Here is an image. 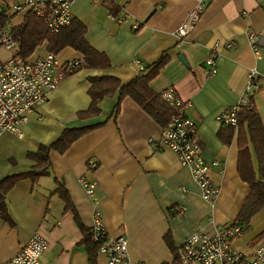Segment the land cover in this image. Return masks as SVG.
I'll return each instance as SVG.
<instances>
[{"label": "crops", "instance_id": "crops-1", "mask_svg": "<svg viewBox=\"0 0 264 264\" xmlns=\"http://www.w3.org/2000/svg\"><path fill=\"white\" fill-rule=\"evenodd\" d=\"M11 3L0 0L2 24L10 27L25 15L14 12ZM192 6L193 0H72L69 10L84 24L85 39L109 64L86 66L80 52L63 47L55 53L58 60H78L80 65L63 74L22 125L21 136L0 134V180L19 175L0 203V260L14 255L37 232L46 240L40 264H90L73 213L53 192L55 178L67 190L83 225L88 227L93 210H99L105 228L126 238L128 255L136 264L167 263L198 224L211 229L212 224L235 221L249 185L238 174L237 126L230 135V129L222 131L227 141L219 138L216 114L239 101L249 71L264 79V0H208L192 30L178 37L175 30ZM249 33L256 35L255 42H250ZM227 40L234 46L226 48ZM46 45L43 41L28 57L44 53ZM162 53L168 59L149 86L158 93L173 87L187 102L185 113L196 124L201 155L209 164L217 161L208 172L218 186L212 201L201 198L189 169L170 149L148 144L147 138L157 136L162 126L131 97L120 100L115 116L118 90L98 100V113L82 114L91 102L89 78L112 76L122 85L139 73L136 61L143 71ZM211 55L216 72L207 75L204 61ZM252 102L264 129V83L252 94ZM82 126L93 127L64 151L49 150L47 174L35 180L20 175L35 164L27 157L29 151L51 143L64 128ZM249 150L253 170L264 181L251 145ZM88 158L96 160V168H86ZM81 175L96 182L92 197L82 189ZM263 229L264 207L250 216L248 228L233 245L249 250ZM95 261L107 264L98 251Z\"/></svg>", "mask_w": 264, "mask_h": 264}, {"label": "built area", "instance_id": "built-area-1", "mask_svg": "<svg viewBox=\"0 0 264 264\" xmlns=\"http://www.w3.org/2000/svg\"><path fill=\"white\" fill-rule=\"evenodd\" d=\"M14 12L31 11L41 17L51 33L69 24L73 15L69 10L72 0H11ZM208 0H193V6L184 20L177 26L178 37L186 36L199 19ZM1 11V9H0ZM115 18L117 15L110 14ZM121 17V16H120ZM121 19V18H120ZM125 17H122V21ZM250 42L256 41V35L249 33ZM226 48L234 46L233 40L223 44ZM0 49L12 51V55L0 60V134L7 131L17 136L22 135L21 127L29 115L39 108L48 98L65 72L78 65V60L60 62L55 52L46 50L42 54L22 60L16 56L17 44L13 38L11 27L0 23ZM141 70L140 62L136 61ZM205 73L216 72L215 58L211 55L204 61ZM264 79L256 78L255 72L249 71L243 94L236 104L223 108L216 114L219 122L237 125V113L240 106L249 102V97L259 89ZM162 99L173 109L167 123L161 127L155 137H148V144L154 149L168 148L177 157L178 162L185 165L197 184L200 196L204 201H212L218 194L216 186L209 177L210 164L201 155L196 140V124L185 113L187 102L182 100L173 87L161 92ZM97 162L93 158L86 160V168L94 169ZM78 181L85 194L92 197L96 182L79 176ZM175 210H182L174 206ZM89 231L97 251L103 254L107 264H136L127 252V240L123 235H113L104 226L99 210L94 209ZM246 224L233 221L223 224H212L205 229L198 224L195 229L176 247L173 258L165 264H264V234L261 235L249 250L243 251L233 245L236 238L242 236ZM46 248L44 237L35 232L28 242L14 255L0 264H40V257Z\"/></svg>", "mask_w": 264, "mask_h": 264}, {"label": "trees", "instance_id": "trees-1", "mask_svg": "<svg viewBox=\"0 0 264 264\" xmlns=\"http://www.w3.org/2000/svg\"><path fill=\"white\" fill-rule=\"evenodd\" d=\"M111 8V2H107ZM115 8V7H114ZM112 11L116 13L117 8ZM0 18V22H4ZM11 32L17 44L16 56L20 59H26L33 50L43 41L47 42L46 49L51 52H58L65 46H70L82 54L83 63L89 67H105L109 64L105 54L95 50L85 39V26L76 18H72L68 25L61 27L56 33H51L43 19L31 11H27L23 21L11 27ZM168 56L162 53L154 62L144 68L143 71L124 84H120L117 78L112 76H100L89 78L90 87L88 94L91 98L90 105L83 115H92L98 113V100L103 95H112L118 90L116 103L112 110L115 116L118 111V104L124 96L131 97L146 113H148L158 124L164 126L169 120L173 109L169 107L162 99L161 93L153 91L149 86V81L153 78L159 69L165 64ZM237 145H238V174L243 181L249 185V193L237 215L235 221H241L249 226L250 216L258 209L264 207V181L257 177L254 172L250 158L249 145H251L256 157L257 171L259 174L264 172V129L260 117L253 105L252 95L247 104L241 105L237 113ZM93 126L67 127L64 128L59 136L47 145H39L35 151H29L27 157L34 160L35 164L23 176L35 180L41 175L48 173L49 150L54 149L58 152L64 151L72 141L87 132ZM228 128L229 135L233 128L228 123L221 122L217 132L219 138L227 141L222 136V131ZM19 175H6L0 180V203L2 195L15 182ZM56 192L65 203V209L73 213V218L82 232L80 242L84 244L88 254L90 264H96L95 256L97 253V244L93 242L89 227L81 222L77 211L75 210L67 190L63 184L54 179ZM264 234V229L256 236ZM168 241V237L165 236ZM169 246H170V242ZM173 249V248H172Z\"/></svg>", "mask_w": 264, "mask_h": 264}, {"label": "rangeland", "instance_id": "rangeland-1", "mask_svg": "<svg viewBox=\"0 0 264 264\" xmlns=\"http://www.w3.org/2000/svg\"><path fill=\"white\" fill-rule=\"evenodd\" d=\"M11 55H12V51L0 49V60H5L9 58Z\"/></svg>", "mask_w": 264, "mask_h": 264}]
</instances>
